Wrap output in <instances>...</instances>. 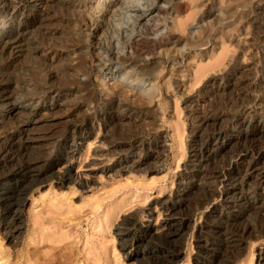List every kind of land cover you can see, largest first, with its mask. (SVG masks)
Segmentation results:
<instances>
[{"label": "rangeland", "instance_id": "obj_1", "mask_svg": "<svg viewBox=\"0 0 264 264\" xmlns=\"http://www.w3.org/2000/svg\"><path fill=\"white\" fill-rule=\"evenodd\" d=\"M94 1L100 2L94 36L81 25L91 0L29 7L13 54L1 60L11 64V76L36 82L39 64L52 56L53 67L63 71L56 83L73 92L63 106L45 112L22 105L0 112V264H145V257L164 264H264V237L240 234L244 225L264 219V188L251 190L264 177V155L245 185L235 166L229 169L233 184H212L208 175L245 144L264 145V100L247 116L244 135L234 128L226 142L211 135L213 107L249 93L252 85L264 87V0ZM148 2L155 7L149 24H134L127 11ZM75 4L82 6L74 10ZM77 18L81 29L74 26ZM35 39L53 45L49 55H34ZM96 53L109 58V69L90 66L94 87L62 69L73 57ZM139 68L138 79L119 82L124 70ZM101 90L106 98L99 99ZM119 99L135 108V119L116 123ZM97 116L103 120L91 126ZM71 131L85 133L73 139ZM133 135L142 140L140 164L109 168L118 156L108 149L128 147ZM42 155L37 181L15 173L25 190H11V171ZM203 193L209 198L195 209ZM243 194L255 209L244 207ZM127 218L134 226L118 230ZM10 219L13 226L5 228L2 222Z\"/></svg>", "mask_w": 264, "mask_h": 264}, {"label": "bare ground", "instance_id": "obj_2", "mask_svg": "<svg viewBox=\"0 0 264 264\" xmlns=\"http://www.w3.org/2000/svg\"><path fill=\"white\" fill-rule=\"evenodd\" d=\"M48 1H55V0H0V112L9 110V109L13 108V106H17V105H22L25 107L26 106H32V108H37L38 110L45 112V111L51 110V108L53 109L56 107L63 106L64 102H66L65 101L66 96H68L70 93L73 92V90H71L69 87L66 88L65 85L63 86V84H60V83L57 84L58 82L56 83V80L62 76L61 74L63 73V71H61L59 69L57 70L53 67L52 63H53L54 58L52 56L51 57L47 56L48 60L43 59L42 60L43 62H41L39 64L38 77L40 80H38L36 82L28 81L23 77L18 78V77L11 76L10 72H9L10 71L9 68H10L11 64L10 63H3L1 61L3 58L13 54L14 46H15L14 44L16 41H18V38L23 34L20 30V25H23V24H25V22L30 21L26 18L28 14L25 15V13H27L26 11L28 10V8L33 6V5H42L43 6L46 3H48ZM148 3L149 4H146L144 6V8H141L140 10L137 8L138 6L136 5L135 9H129L127 11L128 16L130 18H132L134 24L143 25V26H147V24H149L150 17L152 16V12L154 11L155 7L153 8L151 2H148ZM81 6L82 5H80V4H75V6L72 5L74 10H78ZM99 6H100V2H95L94 0H91L90 5L88 7V12H89V15L87 17L88 19H85V21H83V23L81 24V25H83V32L85 31L84 34H86V35L94 36L95 33L97 32L98 28H99V25L93 22V17H92V16H94L93 13L99 9ZM132 7H134V5H132ZM108 10L109 9L102 8L101 11L103 13H107ZM157 11L158 12L161 11V8H158ZM80 22H82V21H80L79 18H77L73 21L74 26L78 29H81L80 28ZM12 26L14 27L12 31L10 30L9 32H2V30H1L2 27H12ZM91 36H90V38H91ZM37 41L38 40L35 39L31 42L32 45H34V46H31V49H33L34 55H36V54L38 55L39 52H42L44 55H49L50 54L49 52H51V50H52L51 48L53 45L51 43L46 44L45 42H42V41H39L37 43ZM89 45L93 46V48L98 47L97 44H93V43H91ZM106 58H108V57H106ZM106 58L99 53H96L94 55H88L81 60H79V59L77 60L73 57L70 61L71 62L70 67L63 66L62 69L64 71L70 70V69H72L74 71V73H75L74 77L75 78H73V81H77L86 87L87 86L94 87V86H96V83L90 75V72H89L90 66L97 64V65L101 66L102 68L104 67L106 69V68H108L107 66L109 65V61H108L109 58H108V60ZM127 64H130V63H127ZM123 67H126L125 64L123 65ZM144 70H145V68H144ZM141 71L143 72V70H141V68H139V69H126L122 72V75L118 80L120 83H124V84L127 82V80H126L127 78L136 80V79H138L137 75L141 74L140 73ZM260 71H261V69H260ZM146 73H148V71ZM79 75H81V77ZM227 76H229V75L227 74ZM222 77H225L224 74L220 76V79ZM256 77H257V75H256ZM262 79H264V78H262ZM254 80H256V79H254ZM209 81H211V79L207 80V82H209ZM212 82H209V83H212ZM254 82H256V81H254ZM262 82H264V80ZM219 83H217V85H216L217 89L221 87ZM256 83H258V82H256ZM259 83H260V81H259ZM147 84L148 83H143V87H145V85H147ZM243 85H245V84H243ZM246 86H248V85H246ZM260 86H261V84H260ZM263 88L264 87L262 86V88L258 89L257 85H252V89L250 90V92L247 93L248 91L246 90L247 94L242 93L243 96H239L236 93V95L232 99L230 98L228 100L223 101L220 104V106L217 105V106L213 107L214 105H210L214 109V112L212 113L213 115H215V118H214L215 123L214 124L217 123V125H214V127L212 128V132H211V135L213 138H215V140H221V141H225V142L228 141V137L226 136V131L231 129V128L238 130L239 135H242L245 132L244 131L245 128L250 123L247 116H251L252 114L257 112L258 108H261L260 106L264 100ZM257 89L259 91H257ZM148 91L149 90H147L145 92L144 89L142 90L143 97L145 94H147L149 96ZM105 95H106V93H104L103 90L99 91V94H98L99 99L102 97L106 98L108 96V94H107V96H105ZM229 97H232V96H229ZM110 98H111V96H110ZM116 107L120 111L119 114L117 115L116 123H120V122L123 123L121 121V119L123 120V119H125V117L135 119L136 116H138V115H136V113L134 111L135 108L132 107L131 104L129 105L128 103H124L120 99H119V101H116ZM100 120H103V117L97 116L94 120H92V123H90L91 126L95 125L96 122H99ZM213 122H214V120H213ZM84 133H85V131L79 132V133H77V132L74 133V131H73L71 135L74 139L75 137L77 138V137L83 136ZM105 136H106V134L104 133V137ZM153 137H154V135H153ZM11 140H13V137H11ZM140 141H142L140 139V137L133 135L129 139L128 147L124 148V147H120V145L117 143L113 144L111 146V148H109L108 150L109 151H110V149L112 151L114 150L115 151L114 153H116L118 157L116 159L115 165H112L109 168H115V167H118V168L124 167L125 168V167H127L129 169H132V168L134 169V167L138 166L140 164L139 162L141 160L139 159V156H140L139 151H137L136 149L139 148V145L141 146ZM249 142H251V140ZM63 146L66 149H70L71 152H73L75 150V147L72 148L71 144H63ZM153 149H155V148H153ZM199 152H200V157H203L202 146L199 147ZM134 154H136V155L138 154L137 159H133ZM261 155H264V145L263 144H262L261 148H259V146L257 147L253 143L245 144V147L239 153H236L232 157V159H230L224 163H221L220 166H216L215 169H213L212 171H210L208 173V175H210V177L212 179L210 182L212 184H216V183L231 184L232 182H234V180H233L234 176H233V174L230 173L229 169H230V167L235 166V167H237L238 173H241L243 171V176H241L240 183L245 185L246 184L245 179H244L245 175L250 174L254 170H257V168L259 167L258 161L260 160L259 158ZM43 157L44 156L42 155V157L39 156V157L35 158L34 161L32 160V162H24L22 164H19L15 169H13L10 173V177H11L12 182L10 184L8 183V187L11 190H13L14 192L20 191L21 189H24L23 185L19 184V182H18L19 180H16L17 177H16L15 173L25 175V177L28 176L29 178L32 177L35 180L38 179V177H40V175L43 174V171H42L40 164H39L40 161L43 160ZM246 158H249V159L247 160ZM127 159H130V163L126 162ZM54 161H55V159H54ZM198 163H200V162H198ZM22 179H24V178H22ZM36 181H34V182H36ZM206 184H207V182H206ZM260 188L261 189L264 188V177L260 178L256 182H254V184L251 187V190L255 191V190L260 189ZM202 195L203 196L201 197V199H198L196 201L195 206H194L195 209L199 208L202 204H204L206 199L209 198L208 197L209 195H207L206 193H203ZM240 198L242 200L244 199L246 201H250L248 198L244 197V194L241 195ZM246 201L243 203L244 207H246L247 209H251V208L255 209L256 208L257 205H254L255 204L254 200L250 201L251 204H249ZM237 203H239V201ZM9 207H10V205L2 208L3 209L2 215H4V212L7 211L6 208H9ZM13 218H15V217H13ZM2 223H3V226L5 228H11L13 226L14 219H12V220L10 219L8 221L5 220ZM121 226H122V229L119 228L118 230H126L128 232L129 228L134 226V222L131 218H127L121 223ZM130 234H132V233H130ZM240 234L243 235L245 238H248V239L260 238L262 236L264 237V219H262L260 221H256V222L252 223V225H248V224L244 225L240 230ZM166 239L167 238L165 237V240ZM263 253H261L262 257H263ZM144 263L145 264H164V262H162L160 260L157 261L155 257H145Z\"/></svg>", "mask_w": 264, "mask_h": 264}]
</instances>
